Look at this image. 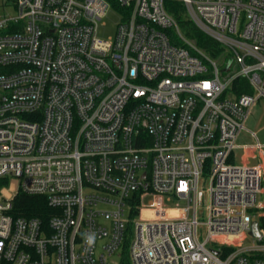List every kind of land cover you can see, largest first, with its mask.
I'll use <instances>...</instances> for the list:
<instances>
[{"label":"built area","instance_id":"obj_1","mask_svg":"<svg viewBox=\"0 0 264 264\" xmlns=\"http://www.w3.org/2000/svg\"><path fill=\"white\" fill-rule=\"evenodd\" d=\"M177 1L227 68L166 0H11L0 16V179L53 210L0 201V264H264V143L244 128L264 101V0Z\"/></svg>","mask_w":264,"mask_h":264},{"label":"rangeland","instance_id":"obj_2","mask_svg":"<svg viewBox=\"0 0 264 264\" xmlns=\"http://www.w3.org/2000/svg\"><path fill=\"white\" fill-rule=\"evenodd\" d=\"M5 14H14V9L11 5V0H0V16ZM120 13L117 12L112 7L108 8L107 14L98 22L97 36L102 39H106L109 36H113L115 33L116 23L119 20ZM184 17L192 20L189 13H185ZM195 24V23H194ZM240 24L238 25V29H240ZM179 32L182 37H187L184 29L179 25ZM173 38H178L182 41V38L179 34L174 33ZM188 38V37H187ZM189 39V38H188ZM191 40V39H189ZM192 41V40H191ZM193 42V41H192ZM205 52V51H204ZM208 54V53H207ZM211 57V56H210ZM212 58V57H211ZM214 59L219 69L227 68V65L220 60V58H212ZM226 61L231 63V59L226 57ZM226 66V67H225ZM233 64L231 65V68ZM244 128L248 131H252L256 134L258 140L261 143H264V101L263 99H258L252 106L250 113L247 119L244 122ZM254 139L250 137V133L245 130L238 137V142H252ZM263 157H264V146H263ZM252 162L255 160H251ZM18 192V179L14 176H8L3 180H0V201L12 199L13 196ZM262 198V195L258 197V199ZM150 199V196H145L143 203L145 204ZM184 205V201L182 200H166L165 208H166V217L167 218H175L178 217L180 212L178 207ZM155 218L154 212L152 210H143L140 213V219L143 221H151Z\"/></svg>","mask_w":264,"mask_h":264},{"label":"trees","instance_id":"obj_3","mask_svg":"<svg viewBox=\"0 0 264 264\" xmlns=\"http://www.w3.org/2000/svg\"><path fill=\"white\" fill-rule=\"evenodd\" d=\"M165 4L168 11L175 17L178 26L180 25L184 29L189 39L212 58H220V60L223 58L224 46L215 38L202 31L192 20L184 17L187 11L181 1L166 0ZM237 81L245 84V92H251V89L248 86L246 87L244 78H236ZM52 211V208L47 205L46 199L43 196L26 195L21 192H17L14 196L12 210L14 215L35 216L46 222ZM261 226L264 227V217L261 218Z\"/></svg>","mask_w":264,"mask_h":264},{"label":"water","instance_id":"obj_4","mask_svg":"<svg viewBox=\"0 0 264 264\" xmlns=\"http://www.w3.org/2000/svg\"><path fill=\"white\" fill-rule=\"evenodd\" d=\"M250 233H251L252 235H254V236H258V235H260V232H259L258 229H257V220H256L255 217H253V219H252V224H251V231H250Z\"/></svg>","mask_w":264,"mask_h":264},{"label":"clouds","instance_id":"obj_5","mask_svg":"<svg viewBox=\"0 0 264 264\" xmlns=\"http://www.w3.org/2000/svg\"><path fill=\"white\" fill-rule=\"evenodd\" d=\"M93 240H94V237L89 236L87 242H88L89 244H92V243H93Z\"/></svg>","mask_w":264,"mask_h":264}]
</instances>
